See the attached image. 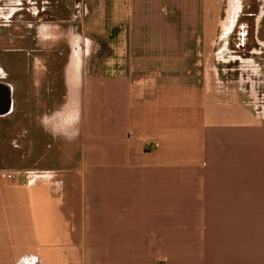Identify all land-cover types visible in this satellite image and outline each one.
Returning a JSON list of instances; mask_svg holds the SVG:
<instances>
[{"label":"crops","instance_id":"crops-1","mask_svg":"<svg viewBox=\"0 0 264 264\" xmlns=\"http://www.w3.org/2000/svg\"><path fill=\"white\" fill-rule=\"evenodd\" d=\"M36 1L0 0V16L18 6L35 16ZM70 1L79 9L75 19L109 46L103 64L81 84L85 93L75 91L82 110L74 147L54 151L55 164L39 159L36 167L45 175L19 174L20 181L1 174L0 181L37 188L41 197L62 203L81 153L83 171L103 169L105 210L90 215L84 208L80 230L72 214L58 215V228L44 245L58 246L60 264H264V115L230 98L233 89L211 91L174 76L189 71L175 62L191 56V20H198L194 27L205 50L206 20L228 19L239 0H163L160 8L180 10L186 20L184 33L163 44L137 31V0ZM210 10L219 16L209 17ZM173 21L164 20L168 27ZM169 44L180 47L177 61L173 51H162ZM32 155L29 162L41 153ZM20 161L17 171L25 166ZM121 170L133 176L113 175ZM42 245L20 247L10 264H48L35 252Z\"/></svg>","mask_w":264,"mask_h":264},{"label":"flooded vegetation","instance_id":"flooded-vegetation-1","mask_svg":"<svg viewBox=\"0 0 264 264\" xmlns=\"http://www.w3.org/2000/svg\"><path fill=\"white\" fill-rule=\"evenodd\" d=\"M51 1L37 0L33 17L18 6L0 20V153L6 164L1 174L10 179L16 178L11 175L15 171L26 179L45 175L36 167L42 163L39 159L53 162V152L71 150L77 138L81 107L75 105V91L77 87L79 92L85 91L81 84L90 73L95 40L82 32L80 18L58 23V0L56 13L51 11ZM73 12L75 16L79 9ZM257 12L252 13L253 19ZM243 15H231L226 19L232 20L229 24L222 21L215 37L216 42L227 37L231 53L244 49L250 36L257 45H264L258 41L264 36L259 18L251 34L248 21H243L248 18ZM251 50L252 54L264 52ZM16 121L24 122L21 128H16ZM35 152L41 155L29 162L26 158ZM16 156L20 162L25 159V166L18 171Z\"/></svg>","mask_w":264,"mask_h":264},{"label":"rangeland","instance_id":"rangeland-1","mask_svg":"<svg viewBox=\"0 0 264 264\" xmlns=\"http://www.w3.org/2000/svg\"><path fill=\"white\" fill-rule=\"evenodd\" d=\"M137 1H139V4L135 11L137 12L136 19L138 20H135V23L139 33H150L154 40H161L162 44L167 43V36L173 37L172 34L175 36L179 33H184L183 30L186 26L184 23H186V20H180V10H165L160 8V6L164 4L163 0ZM55 6V1L52 0L50 4L52 12ZM71 8L74 10V5H72L70 0H58V23L61 22L62 18L66 17L68 19L64 20H76L74 14L71 15L73 11ZM257 10V17L253 19L252 13H255ZM262 11H264V0H239L233 5L231 10L233 16L244 12L243 16L244 18H248V20L243 21H248L249 32L251 34H254L255 32L253 31H256V20H258V18L261 33L264 34V13L259 14ZM217 12L218 14L216 13L214 15L213 11L210 10L209 17H218L219 10H217ZM167 13H170V17H167ZM208 13L209 10H207V15ZM4 15L0 16V20H5L6 16ZM224 16L225 14L223 17ZM32 20L35 19L32 18ZM127 20H132L130 11ZM164 20H174L173 25L168 27ZM195 21L198 20H191L190 24L192 26L190 36V39H192V50L190 57L177 61L176 56L180 53V47H177L176 44L174 48L172 44H169V50H162L164 53H172L173 51L174 59L177 61L175 62L176 65H184L187 67L186 70H189L185 73L176 72L174 76L177 77L178 80H182L183 78H185L184 80H189L191 86L200 85V83H202L204 87L211 89V91L215 90L218 92V90L221 89L224 93H228L230 89H233L235 93L232 94V97L228 95L230 98L248 104L256 116L259 117L264 115V52L261 54L251 53V48L255 49L257 52L261 50L264 51V45H257L256 41L253 39L254 36H250L244 49L231 53L228 51L231 47L226 44L227 37L224 36L225 38L223 40H218L217 42L215 37L218 36L220 21H223L225 25L226 23L229 24L232 20H206L208 24L207 29H209L210 33L208 34L207 32L209 36H207L206 48L202 50L199 44L200 30L194 27ZM200 21L201 20H199V28L201 26L200 24H202V21L201 23ZM216 24L218 25L215 27ZM88 29L89 30L82 27L81 30L83 33L92 35L93 41L95 40L93 46L94 52L92 51L90 55L89 64L90 69H93L95 66L94 70H97L98 68L96 67L103 64V55L109 52V46L107 45V41L104 40V37L98 33L91 32L92 30H90L91 28L89 26ZM212 31L213 33H211ZM262 38H264V36ZM174 39L176 38L174 37ZM165 45L164 47H166ZM221 49L223 50L222 53H220ZM223 68H233V70L227 71V69L223 70ZM224 88L229 89L225 90ZM228 96L226 95V97ZM179 98V95H175L174 97L175 100H179ZM22 124H24V122L16 121V128H21ZM31 158L33 159L34 156L32 155ZM15 159L16 162H19L21 158L16 156ZM75 159L77 163L73 165L75 176L73 186L68 190L69 194L62 199V203H59V198L41 197L36 193L37 188H21L17 184L0 181V264H10L14 255L20 250V247H27L30 243L35 241L43 244L36 248V253L44 258L48 264H53L55 260L57 264H60L58 259V246L46 247L44 245L45 238L49 237L50 239L54 229L56 230L58 228V215L65 217L71 216L72 214L71 220L77 228L80 221V227L78 228L80 230L82 221L81 216L83 215L82 210L84 208L86 211L89 206L87 213L90 215L105 210L103 206L102 182L105 177L103 169H89L90 171H83L81 153L77 154ZM53 163L55 164V161ZM5 166L6 164L1 159L0 153V177L2 176L1 171H6ZM13 174L17 179L22 181V178H19L18 172L15 171L11 175ZM113 175L124 177L133 176V173L129 172L127 174L124 170H121ZM1 178H8V175L5 173V176ZM95 219L96 218L93 216H90L92 225L97 224ZM98 225V228L103 229L104 222L102 216L98 220ZM46 229L48 232H43V230ZM42 232L44 238L42 237ZM40 233L41 235H39Z\"/></svg>","mask_w":264,"mask_h":264},{"label":"water","instance_id":"water-1","mask_svg":"<svg viewBox=\"0 0 264 264\" xmlns=\"http://www.w3.org/2000/svg\"><path fill=\"white\" fill-rule=\"evenodd\" d=\"M19 264H22V261Z\"/></svg>","mask_w":264,"mask_h":264}]
</instances>
